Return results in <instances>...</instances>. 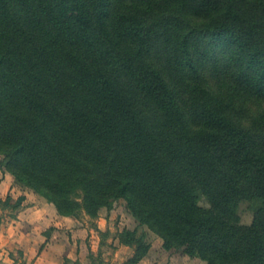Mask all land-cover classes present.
Listing matches in <instances>:
<instances>
[{"label": "trees", "instance_id": "16d2710c", "mask_svg": "<svg viewBox=\"0 0 264 264\" xmlns=\"http://www.w3.org/2000/svg\"><path fill=\"white\" fill-rule=\"evenodd\" d=\"M0 154L62 214L124 198L169 250L264 264V0H0Z\"/></svg>", "mask_w": 264, "mask_h": 264}, {"label": "rangeland", "instance_id": "374dc122", "mask_svg": "<svg viewBox=\"0 0 264 264\" xmlns=\"http://www.w3.org/2000/svg\"><path fill=\"white\" fill-rule=\"evenodd\" d=\"M0 154V264H207L169 250L124 198L97 212L80 206L62 214L43 192L3 168ZM199 203L209 206L202 196ZM259 199L243 198L240 223L250 225Z\"/></svg>", "mask_w": 264, "mask_h": 264}]
</instances>
